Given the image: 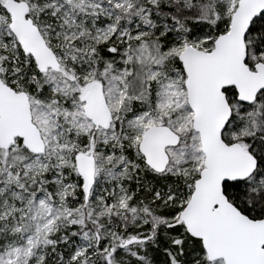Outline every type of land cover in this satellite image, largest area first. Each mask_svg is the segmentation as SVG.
<instances>
[{
    "label": "snow or ice",
    "instance_id": "1",
    "mask_svg": "<svg viewBox=\"0 0 264 264\" xmlns=\"http://www.w3.org/2000/svg\"><path fill=\"white\" fill-rule=\"evenodd\" d=\"M0 264H264V0H0Z\"/></svg>",
    "mask_w": 264,
    "mask_h": 264
}]
</instances>
